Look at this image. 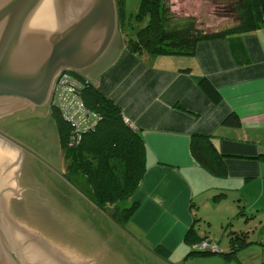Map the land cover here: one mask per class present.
Listing matches in <instances>:
<instances>
[{
    "label": "crops",
    "instance_id": "crops-1",
    "mask_svg": "<svg viewBox=\"0 0 264 264\" xmlns=\"http://www.w3.org/2000/svg\"><path fill=\"white\" fill-rule=\"evenodd\" d=\"M124 39L122 36L123 47L115 59L90 78L143 136L147 172L131 200L139 208L121 225L74 185L72 189H76L77 198L89 204L86 221L89 227L93 225V231L104 233L101 239L110 251L121 255L126 248L148 264H190L194 246L186 241V235L191 228L218 245L210 232L202 236L201 221L212 224L204 211L207 205L224 201L237 184L264 178V162L258 158L264 154V29L201 41L193 55L134 54L127 50ZM202 78L221 93L220 104L203 91L199 84ZM230 118L239 123L228 122ZM193 135L213 138L226 155V177L215 176L195 160L191 153ZM221 194L224 196L217 202L215 197ZM62 195L66 210H80L82 214L81 207L74 206L72 198L61 192L56 197L60 205ZM256 203L261 205L257 211L262 216L264 200ZM244 208L248 219L258 216L253 205L249 211ZM247 230L251 244L244 249L264 242L262 237H251ZM230 251L231 246L223 253ZM175 253L180 254L174 260ZM254 253L257 255L256 249ZM244 259L245 255H238L237 261L247 264ZM213 262L234 264L225 257H214ZM128 264L136 263L131 260Z\"/></svg>",
    "mask_w": 264,
    "mask_h": 264
},
{
    "label": "water",
    "instance_id": "water-1",
    "mask_svg": "<svg viewBox=\"0 0 264 264\" xmlns=\"http://www.w3.org/2000/svg\"><path fill=\"white\" fill-rule=\"evenodd\" d=\"M122 47L117 0H0V119L48 105L62 72L93 77ZM32 162L0 136V264H128L45 191Z\"/></svg>",
    "mask_w": 264,
    "mask_h": 264
},
{
    "label": "trees",
    "instance_id": "trees-1",
    "mask_svg": "<svg viewBox=\"0 0 264 264\" xmlns=\"http://www.w3.org/2000/svg\"><path fill=\"white\" fill-rule=\"evenodd\" d=\"M166 1L141 0L136 15L141 28L133 36L128 34L125 37L124 44L128 51L134 54L148 53L154 57L193 55L201 41L264 29V0H236L234 8L238 23L215 32L200 29L192 16L177 17ZM117 7L119 25L125 31L128 25L125 0H117ZM80 77L89 81L81 89V98L98 120L93 129L76 132L59 109L54 107L53 115L66 162L64 176L97 208L103 211L108 207L118 208L114 219L125 225L139 208L131 200L147 172L146 145L141 133L125 121L121 107L104 95L91 78L86 75ZM199 84L215 104L223 101L221 93L207 78H202ZM229 120L234 124L239 123L233 118ZM191 153L202 167L215 176L223 178L228 175L226 155L218 150L211 136L193 135ZM258 158L264 162V154ZM223 196L218 195L215 200L219 201ZM123 203H128V206L122 207ZM240 214H245V211L241 210ZM247 237L246 233H236L230 240L231 251L222 253L223 256L227 260L238 259L239 252L251 244ZM205 240L209 239L201 237L195 228H191L186 235V241L191 246ZM198 253L211 255L215 252L194 248L190 255Z\"/></svg>",
    "mask_w": 264,
    "mask_h": 264
},
{
    "label": "rangeland",
    "instance_id": "rangeland-1",
    "mask_svg": "<svg viewBox=\"0 0 264 264\" xmlns=\"http://www.w3.org/2000/svg\"><path fill=\"white\" fill-rule=\"evenodd\" d=\"M235 1L167 0L166 2L177 17L186 18L192 16L200 29L215 32L233 27L238 23V14L234 8ZM140 4L141 0H125L128 25L125 31H122L120 27L121 36L124 38L128 37V34L133 36L135 31L141 28L136 19ZM132 26H134V29ZM53 109L51 104H48L0 119V136L32 156V172L36 180L43 185L45 191L50 193L56 201V197L59 198L57 195L60 192L70 196L72 204L82 209V214H80V210L76 211L78 214L73 210L72 214L89 227L86 221V212L90 209L89 204L86 201H82L81 198H77L76 189H72L74 186L67 182L68 180L65 176V178L62 176V168H64L62 162L63 149L60 145L59 129L53 115ZM64 165H66V162ZM63 178L67 181L63 180ZM227 194L224 201H220V203L217 201L218 203L212 205L210 203L207 205L209 207L204 209L205 214L212 218V224L201 221L202 236L210 232L212 240L218 244L215 246L220 249V252L212 255L199 253L190 255V258L193 256L190 264H215L213 258L224 257L222 253L230 250V240L236 233H246L248 236L249 230L245 231L246 229H250L249 235L251 237L264 238V211L261 212L262 216H260L257 208L260 209L261 205L256 203L261 198L264 200V178L253 180L245 185L237 184ZM62 199L61 205L66 209L67 203L63 195ZM252 205L254 212L258 215L257 217L250 216V219H248L246 215L240 214L241 210H245V206L247 211H249ZM124 206H128V203H123L122 207ZM68 211L70 212V208ZM89 228L93 229V225ZM104 230L108 232V226H105ZM97 234L104 239V233L103 236L101 233ZM112 234L115 235V233ZM105 242H108V240L106 239ZM253 247L251 250L250 248H243L239 255H245L247 260H244L247 264H264V242L255 244ZM255 249L257 250V255L254 253ZM179 254L175 253L173 255L174 260ZM121 256L127 263H131V260H133L136 264H148L146 260L141 261L138 253L126 248L121 252ZM233 263L239 264L237 259H234ZM180 264H186V262L181 261Z\"/></svg>",
    "mask_w": 264,
    "mask_h": 264
},
{
    "label": "built area",
    "instance_id": "built-area-1",
    "mask_svg": "<svg viewBox=\"0 0 264 264\" xmlns=\"http://www.w3.org/2000/svg\"><path fill=\"white\" fill-rule=\"evenodd\" d=\"M86 82L89 81L82 79L80 74L64 71L56 79L52 91L51 106L59 109L76 132L93 129L98 120L97 115L87 109L80 95ZM125 121L132 126L128 118L125 117ZM194 248L200 251L211 249L215 253L220 252V249L209 240L195 245Z\"/></svg>",
    "mask_w": 264,
    "mask_h": 264
},
{
    "label": "flooded vegetation",
    "instance_id": "flooded-vegetation-1",
    "mask_svg": "<svg viewBox=\"0 0 264 264\" xmlns=\"http://www.w3.org/2000/svg\"><path fill=\"white\" fill-rule=\"evenodd\" d=\"M50 104V103H49ZM14 115H16V114H14ZM10 116H13V115H10ZM7 117H9V116H7Z\"/></svg>",
    "mask_w": 264,
    "mask_h": 264
}]
</instances>
